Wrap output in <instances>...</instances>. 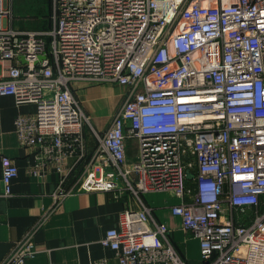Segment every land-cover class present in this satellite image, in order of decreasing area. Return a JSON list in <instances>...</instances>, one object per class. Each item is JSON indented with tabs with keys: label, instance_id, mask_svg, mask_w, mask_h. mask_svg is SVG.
I'll return each instance as SVG.
<instances>
[{
	"label": "built area",
	"instance_id": "1",
	"mask_svg": "<svg viewBox=\"0 0 264 264\" xmlns=\"http://www.w3.org/2000/svg\"><path fill=\"white\" fill-rule=\"evenodd\" d=\"M51 10V29L19 30L12 0H0V99L34 105L14 130L20 147L60 173L57 202L76 191L168 193L205 264H264V0H52ZM75 82L126 88L104 131ZM87 129L96 147L65 188ZM127 139L138 142L131 163ZM1 167L7 197L18 169L6 156ZM245 209L252 221L236 223ZM169 232L140 203L100 243L117 264H186ZM36 252L27 235L0 264Z\"/></svg>",
	"mask_w": 264,
	"mask_h": 264
},
{
	"label": "crops",
	"instance_id": "2",
	"mask_svg": "<svg viewBox=\"0 0 264 264\" xmlns=\"http://www.w3.org/2000/svg\"><path fill=\"white\" fill-rule=\"evenodd\" d=\"M44 14L45 17L50 14L48 9ZM13 23L14 15V27ZM51 28L52 21L49 27L44 24L40 29L22 26L18 29L47 31ZM71 91L92 126L104 131L127 90L111 83L75 82L71 84ZM34 111V105L18 106L13 97L0 99V193L3 191L1 158L9 157L18 169L11 182L10 195L0 197V263L16 243L30 235L37 252L25 259L24 264H89L103 258L109 264H117L114 251L104 248L100 241L107 230L118 228L124 211H136L142 203L151 209L158 222L170 230L169 239L186 264H205L200 257L198 239L185 232L180 218L171 213L170 206L179 200L168 193H143L137 198L124 190L76 191L57 202L55 195L61 180L60 173L52 164L39 163L31 151L20 147L14 130L13 121L17 115ZM85 135V158L79 162L65 188L74 185L79 171L87 166L96 147V139L89 129ZM137 154V140L127 139V162L135 161ZM252 219L250 209H245L243 215H234L236 223L249 224Z\"/></svg>",
	"mask_w": 264,
	"mask_h": 264
},
{
	"label": "rangeland",
	"instance_id": "3",
	"mask_svg": "<svg viewBox=\"0 0 264 264\" xmlns=\"http://www.w3.org/2000/svg\"><path fill=\"white\" fill-rule=\"evenodd\" d=\"M51 2V0H13L14 27L20 28L22 26V28L27 29H40L44 24L49 27L51 25L49 20ZM47 9L50 14L45 17L46 14L44 13H47Z\"/></svg>",
	"mask_w": 264,
	"mask_h": 264
},
{
	"label": "trees",
	"instance_id": "4",
	"mask_svg": "<svg viewBox=\"0 0 264 264\" xmlns=\"http://www.w3.org/2000/svg\"><path fill=\"white\" fill-rule=\"evenodd\" d=\"M186 183H187V185H191V179H188V180L186 181Z\"/></svg>",
	"mask_w": 264,
	"mask_h": 264
},
{
	"label": "water",
	"instance_id": "5",
	"mask_svg": "<svg viewBox=\"0 0 264 264\" xmlns=\"http://www.w3.org/2000/svg\"><path fill=\"white\" fill-rule=\"evenodd\" d=\"M192 175H188V178L191 179Z\"/></svg>",
	"mask_w": 264,
	"mask_h": 264
},
{
	"label": "bare ground",
	"instance_id": "6",
	"mask_svg": "<svg viewBox=\"0 0 264 264\" xmlns=\"http://www.w3.org/2000/svg\"><path fill=\"white\" fill-rule=\"evenodd\" d=\"M204 4H206V3L204 2Z\"/></svg>",
	"mask_w": 264,
	"mask_h": 264
}]
</instances>
